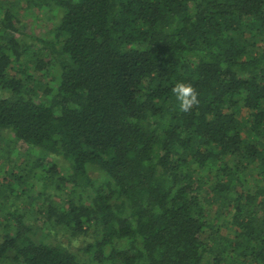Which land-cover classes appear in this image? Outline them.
Segmentation results:
<instances>
[{
  "label": "trees",
  "instance_id": "16d2710c",
  "mask_svg": "<svg viewBox=\"0 0 264 264\" xmlns=\"http://www.w3.org/2000/svg\"><path fill=\"white\" fill-rule=\"evenodd\" d=\"M0 131V264H264V0H0Z\"/></svg>",
  "mask_w": 264,
  "mask_h": 264
},
{
  "label": "rangeland",
  "instance_id": "374dc122",
  "mask_svg": "<svg viewBox=\"0 0 264 264\" xmlns=\"http://www.w3.org/2000/svg\"><path fill=\"white\" fill-rule=\"evenodd\" d=\"M19 10V19H20V29L23 32H29V34L33 33V34H39V33H43L45 31V27L47 26L48 23V18L49 16L41 13V12H32L30 10H23V9H18ZM44 35H46V33H44ZM28 41H33V39L31 38H27ZM37 45V43L35 44ZM39 45V44H38ZM38 77V79H40L41 81H47L48 77L42 76V75H36ZM1 135H5L6 136V132L5 131H0ZM4 144V141L0 139V146H2ZM17 150L14 152V156L16 158H18L19 160H23V162H28L29 163V156L28 153L26 152V146L24 143L22 142H17L16 144ZM20 152V153H18ZM13 155V154H12ZM47 161L50 160V158L46 159ZM252 171L255 172H259V169H250V174L252 175ZM36 179L32 180V182H35ZM38 188H40L38 186ZM31 196L35 195V191H32ZM31 200L30 202H33V204L36 206V204L38 205V203L40 201H38V199H29ZM20 203V207L23 208V204H25L22 200H18ZM38 208V206H36ZM215 209V208H214ZM33 215L35 216H39V214L37 213V209H33ZM89 233H87L84 236H79L76 238H71L68 235H64L62 233H58L57 235L53 234V237L61 242L62 244H64L65 246H67L71 251H78L88 240H89ZM1 239V237H0Z\"/></svg>",
  "mask_w": 264,
  "mask_h": 264
},
{
  "label": "clouds",
  "instance_id": "9594fccd",
  "mask_svg": "<svg viewBox=\"0 0 264 264\" xmlns=\"http://www.w3.org/2000/svg\"><path fill=\"white\" fill-rule=\"evenodd\" d=\"M171 91L179 102V111L182 113H191L200 103L199 94L191 83L177 82Z\"/></svg>",
  "mask_w": 264,
  "mask_h": 264
}]
</instances>
